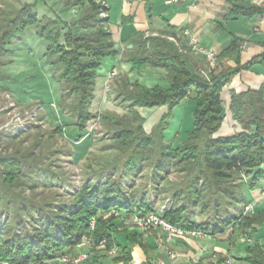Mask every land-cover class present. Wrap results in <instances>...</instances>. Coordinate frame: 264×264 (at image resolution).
Segmentation results:
<instances>
[{"label":"trees","instance_id":"trees-1","mask_svg":"<svg viewBox=\"0 0 264 264\" xmlns=\"http://www.w3.org/2000/svg\"><path fill=\"white\" fill-rule=\"evenodd\" d=\"M84 2H88L85 12L68 24L58 16L39 18L34 13L35 4L24 3L17 7L3 0L0 5V80L10 79L2 71V67L10 61L9 46L23 41L27 28L35 27L36 36L48 44L45 63L52 69V79L60 84L57 105L62 116L65 115L63 125L73 127L78 134L77 140H80L87 132L89 122L98 117L101 123L113 125L112 145H116L124 155L135 144L138 156L129 155L126 168L116 173L118 177L105 175L103 170H87L70 200L56 205L34 206L38 215L31 222L15 217L10 225L5 223L0 228V261L54 264L47 261L65 252L73 253L82 236L90 234L93 249L99 253L107 254L113 245L119 248L120 253L112 259L114 263H130L133 247L139 245L147 255L146 264H154L149 247L142 238L144 232L133 224H127L115 213L130 218L161 210L151 202L149 195H137L134 190L128 192L124 185L125 179L142 169L143 162L149 158L146 155L151 153L148 148L155 143L161 144L162 151L154 164L157 168L154 178L160 180L163 168L170 162L189 177L187 186L176 189L174 200L168 201L163 212L166 220L185 229L201 230L207 235L219 234L233 225L234 239L251 223L261 222L264 215L262 218L240 216L237 210L245 201V187H252L264 179V86L256 90L232 91L229 109L241 130L229 136L216 133L225 119L221 98L223 88L240 71L252 69L255 64L264 66V52L244 65L224 67L204 78L188 70L181 54L150 51L147 40H143L137 53L130 55L129 61L139 70L147 66L165 68L169 86L146 87L137 82L129 84L124 81L119 96V103L125 108L124 115L110 112L97 114L91 106L98 70L105 59L115 57L118 50L108 30V18L100 15L107 10L101 0H65L64 6L72 7ZM232 13L248 16L264 13V9L236 6ZM65 26L67 30H64ZM62 85L68 86V96L63 92ZM4 86L6 89L10 87ZM191 93H194L195 100L192 129L183 143L172 148L163 141L169 127L167 120L172 115L171 110ZM161 106H168V111L161 116L157 126L147 132L144 127L146 118L137 107L152 109ZM63 125L59 124L53 132L63 136ZM22 163L20 157L0 152V186L13 187L19 181ZM185 166L189 167L184 170L182 167ZM92 175L96 176L97 182L91 180ZM51 179L57 180L56 175L52 174ZM31 186L36 188L37 183ZM0 198H3L1 191ZM195 208H201L203 212L212 208L213 214L196 221L193 219ZM92 219L95 220L93 229L90 224ZM119 234L124 235L125 246L119 242ZM103 240L104 247L98 248ZM224 261L225 258H222L220 263ZM245 261L248 264H264L262 247L250 248Z\"/></svg>","mask_w":264,"mask_h":264},{"label":"crops","instance_id":"crops-1","mask_svg":"<svg viewBox=\"0 0 264 264\" xmlns=\"http://www.w3.org/2000/svg\"><path fill=\"white\" fill-rule=\"evenodd\" d=\"M2 1L0 0V5ZM7 1L12 2L11 0ZM101 1L107 6L103 15L108 18V30L112 35L118 54L115 57H107L98 70L92 111L93 109L98 110V107L101 106V109L105 110L104 112L112 110L117 112L113 114L123 116L125 108L120 105L119 96L124 81L129 84L137 82L146 87L169 86L168 71L165 68L147 66L139 70L133 62L129 61L130 55L137 53L140 42L143 40H147V47L150 51L181 54L188 70L204 78H207L211 72L222 70L224 67L244 65L264 52V13L248 16L232 13L236 6L264 9V0ZM58 2H61L59 7L56 6ZM64 2L65 0H16V4L12 3L17 7H21L24 3L35 4L34 13L39 18H53L55 14H59L60 9L66 10L67 14L74 10L64 7ZM83 5L86 7L87 3L84 2ZM29 28L31 31L28 33L26 30L25 37L27 38V34H29L31 40L36 39L35 43L42 42V39L36 36L35 27ZM185 30H189L188 35L184 33ZM192 39L204 48L213 49L218 55L217 61L211 63L204 54L192 50L190 45ZM17 44L19 46L22 41H18ZM44 45L43 57L48 44L44 42ZM227 51L228 54L225 55ZM45 65L49 76L52 77L51 67ZM114 68L119 70V76L113 82L112 93L107 95L105 85L109 73ZM262 86H264V66L261 64H255L252 69L240 71L230 84H226L221 93L225 119L216 135L229 136L241 130L229 109L232 91L241 92L248 88L256 90ZM193 95L194 93H191L189 97L178 104L181 105V110L184 107V110L186 108L193 111L195 105ZM175 108L177 107L175 106ZM137 109L141 114V110H147L145 107H137ZM154 109L158 111L161 109L164 114L168 110V106ZM263 193L264 179L257 181L252 187L249 185L245 187V201L237 212H242L245 203L253 202V210L247 216H261L262 218L264 215ZM233 229V225H230L223 232L215 235L199 238H175L167 244L169 249L177 253L175 260L169 257L166 248L158 244V231L143 233L142 238L149 247V254L153 261L164 260L166 264H196L201 261L204 264H225L224 262L220 263L222 258L232 256L231 264H248L245 258L250 254V248L260 246L264 250V219L259 223H251L241 231L236 239L233 238ZM118 240L123 246L126 245L123 234L118 235ZM102 254L97 258L95 264H125L124 262L114 263L113 257L105 253ZM146 262L145 251L141 246L135 245L132 250V260L128 264H146Z\"/></svg>","mask_w":264,"mask_h":264},{"label":"rangeland","instance_id":"rangeland-1","mask_svg":"<svg viewBox=\"0 0 264 264\" xmlns=\"http://www.w3.org/2000/svg\"><path fill=\"white\" fill-rule=\"evenodd\" d=\"M11 1L16 4V0ZM86 3V7L83 3L68 7L74 9L69 14L60 9L55 16L70 24L85 12L88 7V2ZM60 4L58 2L56 6L59 7ZM100 15L104 17L102 13ZM64 30H67V26ZM27 31L30 33L31 28ZM27 35L19 46L18 41L9 46L10 61L2 67V71L10 79L0 80V152L16 155L23 162L19 181L13 187L0 186L3 194V198H0V228L7 222L10 225L15 217L31 222L38 215L34 206L56 205L70 200L87 170H103L105 175L118 177L116 173L126 168L125 162L129 155L134 154L133 157L136 158L138 156L135 144L124 155L116 145H112L113 125L101 123L98 117L89 122L87 132L82 134L80 140H77L78 134L73 127L63 125L65 115L62 116L57 105L61 93L60 84L49 76L45 55L42 56L44 42L47 43L44 40L35 43L36 39L33 41ZM118 76L119 74L110 79L107 88L105 87L107 95L112 93L113 82ZM4 85L10 87L6 89ZM62 90L66 96L69 95L67 85H62ZM176 107L171 110L172 115L167 120L169 127L163 140L164 144L172 148L183 143L187 139L186 131L192 129V112L186 108L184 110V107L181 110V105ZM146 109L141 110L142 115L147 118L144 127L147 132H151L163 112L161 109ZM93 111L100 114L105 110L100 106ZM109 112L117 113L112 110ZM59 124L65 127L63 136L53 132ZM149 149L151 153L146 155L149 158L143 162L142 169L125 179L124 185L128 192L134 190L137 195H149L151 202L160 209L167 201L174 200L176 189L187 186L189 177L170 162L162 170L163 177L157 181L154 178L157 169L154 164L162 151L161 144L155 143ZM188 167L182 168L186 170ZM52 174L56 175L57 180L51 179ZM91 180L98 181L93 175ZM34 183H37L36 188L31 186ZM202 210L195 208L194 220L201 221L213 214L212 208L205 212ZM125 222L132 223L130 218H126ZM29 226L32 227V224ZM82 251L76 246L73 253ZM226 257L233 259L232 256Z\"/></svg>","mask_w":264,"mask_h":264},{"label":"built area","instance_id":"built-area-1","mask_svg":"<svg viewBox=\"0 0 264 264\" xmlns=\"http://www.w3.org/2000/svg\"><path fill=\"white\" fill-rule=\"evenodd\" d=\"M172 1V0H171ZM103 14V13H102ZM185 34H189V30H185ZM191 49L195 52H200L205 55L206 59L209 60L211 63H215L218 59L217 53L213 49H207L202 46H200L196 40L192 39L190 42ZM119 73V70L117 68H114L108 75V81L106 82L105 87L107 88L108 82L113 77L117 76ZM264 198V193H263ZM253 202L251 203H245V207H243L242 212L240 213V216L247 215L253 210ZM168 205V201L160 207L161 210L158 212H150L145 215H134L131 216L130 219L132 221L131 224L135 226L136 228L140 229L144 233H149L152 231H158L159 237H158V244L164 248H166L167 253L169 257L173 260L177 258V253L167 247V244L173 241L175 238H199L207 236V234L201 230H194V229H185L179 226H176L175 224L171 223L170 221L166 220L163 217V212L165 211L166 207ZM117 216H120L121 219L126 220L123 216H121L119 213H115ZM91 229L94 228L95 220L92 219L91 222ZM93 239L90 234H85L82 236L81 241L78 243L77 247L83 249L82 252L78 253H71V252H65L61 255H59L57 258H54V260H49L47 262L54 263V264H95V261L99 257L101 253H99L97 250L93 249ZM105 240L100 242L99 247H104ZM119 248L116 245H113L109 251L107 252V255L110 257H114L118 255ZM154 264H166L164 260H155L153 262ZM225 264H231L232 259L229 257L225 258L224 261ZM0 264H16V263H9L7 261H0Z\"/></svg>","mask_w":264,"mask_h":264}]
</instances>
